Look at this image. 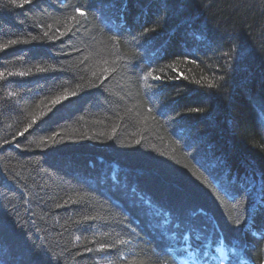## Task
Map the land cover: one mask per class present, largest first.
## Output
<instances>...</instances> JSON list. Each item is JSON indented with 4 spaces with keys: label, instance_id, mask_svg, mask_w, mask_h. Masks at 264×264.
<instances>
[{
    "label": "trees",
    "instance_id": "trees-1",
    "mask_svg": "<svg viewBox=\"0 0 264 264\" xmlns=\"http://www.w3.org/2000/svg\"><path fill=\"white\" fill-rule=\"evenodd\" d=\"M187 256L264 264V0H0V264Z\"/></svg>",
    "mask_w": 264,
    "mask_h": 264
},
{
    "label": "rangeland",
    "instance_id": "rangeland-1",
    "mask_svg": "<svg viewBox=\"0 0 264 264\" xmlns=\"http://www.w3.org/2000/svg\"><path fill=\"white\" fill-rule=\"evenodd\" d=\"M220 256V261L223 262L225 260L224 252H222ZM185 260L188 262V264H199L198 261H196L192 256H187Z\"/></svg>",
    "mask_w": 264,
    "mask_h": 264
}]
</instances>
